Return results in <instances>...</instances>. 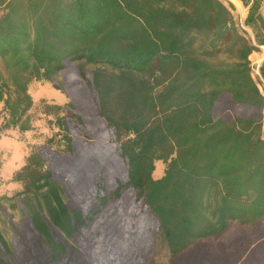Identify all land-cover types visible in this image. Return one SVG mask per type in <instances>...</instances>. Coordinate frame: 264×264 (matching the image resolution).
Wrapping results in <instances>:
<instances>
[{"label":"trees","instance_id":"1","mask_svg":"<svg viewBox=\"0 0 264 264\" xmlns=\"http://www.w3.org/2000/svg\"><path fill=\"white\" fill-rule=\"evenodd\" d=\"M240 1L243 27L221 0H0V138L33 129L31 80L71 98L43 99L53 156L32 149L13 175L22 189L0 195V213L21 211L50 264H65L76 235L97 264L134 263L152 218L173 258L264 219L262 117L217 114L223 98L264 108V59L258 80L250 60L264 46V0ZM109 189L112 205L83 213ZM13 254L0 230V264Z\"/></svg>","mask_w":264,"mask_h":264},{"label":"rangeland","instance_id":"2","mask_svg":"<svg viewBox=\"0 0 264 264\" xmlns=\"http://www.w3.org/2000/svg\"><path fill=\"white\" fill-rule=\"evenodd\" d=\"M221 1L231 9L235 19L243 27V21L247 16L248 8L240 0ZM261 14L264 17V3L261 7ZM261 56L264 58V48L262 47H259L258 51H254L250 55L253 75L256 80H258L259 76L258 67L262 63V61L258 62ZM67 72L68 70L63 71L59 75V81L63 82L66 79ZM64 85L68 87L69 84L64 82ZM28 88L32 97L33 94L37 96L36 99L33 97L34 105L29 112L34 127L29 131L10 130V133L6 132L4 137L1 136L0 149L2 155L0 156V168L5 162V172L11 171V169L18 167L22 163L24 151L26 152L27 148L29 150L30 148H40L43 153L53 156L45 145H47V139L57 133V127L54 125V117L44 113L45 104L43 103V99L50 105L57 104L62 106L71 101L69 94L62 86H57L54 82L33 79L29 82ZM260 88L264 92L263 86H260ZM59 96H61V99H59ZM60 100L61 102L59 103L58 101ZM1 105L3 103L0 104V107H2ZM217 114H221L227 119L236 114L262 117L264 131V108L261 110L240 108L231 104L227 98H223L217 107ZM1 121L2 118L0 116V124ZM12 136H16L19 141ZM20 141L25 142L26 146ZM63 145V140L58 136L53 147L62 149ZM53 165L52 167L56 169V173L66 181L61 173L62 170L57 167V163L53 162ZM165 167L166 165L162 161H158L154 176L162 175ZM132 185L133 183L130 185L131 188ZM21 189V184L15 183V185H11V182L0 180V195L14 194ZM112 191L114 189H109L107 199L101 201L96 199L94 192H92L90 197H86L82 204L81 210L83 213L91 211V215H93L106 202L112 205L116 201L115 196L111 194ZM68 192L71 194H69V201L72 205L76 206L78 199L74 197L71 189H68ZM7 212L8 215L0 213V230L7 240L14 245V254L7 257V260L11 264H50L42 244L37 240L36 235L28 225V221L22 220L21 211L8 207ZM149 229L152 233L150 235L151 242L146 249L144 248V253L134 263L129 264H151L152 262L153 264H264V219L254 226H242L233 222L222 236L198 242L176 258L172 257L171 251L164 239L163 231L161 228L158 230V225L153 218ZM76 236L71 242V247L67 250L65 264H97L91 252L90 243L83 242L86 235Z\"/></svg>","mask_w":264,"mask_h":264},{"label":"crops","instance_id":"3","mask_svg":"<svg viewBox=\"0 0 264 264\" xmlns=\"http://www.w3.org/2000/svg\"><path fill=\"white\" fill-rule=\"evenodd\" d=\"M33 97H34V99H36V97L37 96H35L34 94H33ZM59 99H61V96H59ZM59 103L61 102V100L60 101H58ZM0 104H2V103H0ZM2 106V105H1ZM2 107H0V109H1ZM11 131H13V130H11ZM10 130H8L7 132L8 133H10L11 132ZM5 135H3V137H4ZM13 138H16V136H12ZM18 141H19V139L18 138H16ZM22 144H24L25 146H26V143L25 142H22V141H20ZM27 148V147H26ZM32 149L30 148V150L27 148V151L25 152L24 150V157H23V161H22V163H20V165L18 166V167H14L13 169H11V171L9 170V172H5V169H6V166H5V162H4V164H3V166H1V168H0V173H1V177H0V180H2V181H6V182H11V185H15V183H17V182H15L14 180H12L13 179V175H14V173L17 171V170H19L23 165H24V163H25V159H26V157L29 155V153H30V151H31ZM2 155V153H1V149H0V156ZM156 171V170H155ZM163 175V174H162ZM162 175H160V176H156V178H159V177H161ZM18 184V183H17Z\"/></svg>","mask_w":264,"mask_h":264},{"label":"bare ground","instance_id":"4","mask_svg":"<svg viewBox=\"0 0 264 264\" xmlns=\"http://www.w3.org/2000/svg\"><path fill=\"white\" fill-rule=\"evenodd\" d=\"M263 60V57L261 56L260 58H259V61L258 62H261Z\"/></svg>","mask_w":264,"mask_h":264},{"label":"built area","instance_id":"5","mask_svg":"<svg viewBox=\"0 0 264 264\" xmlns=\"http://www.w3.org/2000/svg\"><path fill=\"white\" fill-rule=\"evenodd\" d=\"M262 48H264V46H262Z\"/></svg>","mask_w":264,"mask_h":264},{"label":"water","instance_id":"6","mask_svg":"<svg viewBox=\"0 0 264 264\" xmlns=\"http://www.w3.org/2000/svg\"><path fill=\"white\" fill-rule=\"evenodd\" d=\"M264 59V58H263Z\"/></svg>","mask_w":264,"mask_h":264}]
</instances>
